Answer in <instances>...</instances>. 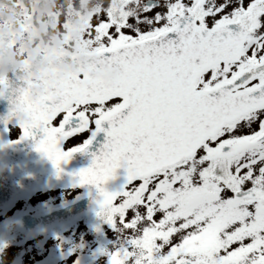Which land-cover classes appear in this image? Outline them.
<instances>
[{
    "label": "snow or ice",
    "instance_id": "6c2138e0",
    "mask_svg": "<svg viewBox=\"0 0 264 264\" xmlns=\"http://www.w3.org/2000/svg\"><path fill=\"white\" fill-rule=\"evenodd\" d=\"M91 42L92 71L16 131L58 173L105 133L76 176L121 241L109 264H264V0H106Z\"/></svg>",
    "mask_w": 264,
    "mask_h": 264
},
{
    "label": "flooded vegetation",
    "instance_id": "af4514ba",
    "mask_svg": "<svg viewBox=\"0 0 264 264\" xmlns=\"http://www.w3.org/2000/svg\"><path fill=\"white\" fill-rule=\"evenodd\" d=\"M39 0H37L36 9H31V13H36L39 7ZM52 11V9H51ZM97 10H85L83 17H77L73 23V29L76 28L71 40L62 41L61 37L51 36L49 41L45 40L41 43L38 35L43 34V31L49 30L51 33H56L58 29V17L52 11L53 17L46 15V24L38 28H31L26 22L25 17L17 21L13 26L10 23L7 25H0V32L3 33L0 38V46L5 48L0 52V89L2 74L5 70L8 80H18L21 76L31 78L32 74L22 75V71L17 66H12V63L25 61L32 55L33 52H38L40 56H48L52 52L64 53L69 56H77L81 54H95L96 49L91 42V28L94 24L91 19L97 17ZM12 35V36H11ZM14 41L12 55L9 56V43ZM35 46L28 47L30 44ZM71 46L72 48H65L63 46ZM99 59L90 64L89 59L75 64H61L57 62L45 63L44 59L39 57L34 72L37 73V77L41 80L38 83V94L37 91L28 88L29 84L25 87L23 96L27 95L29 102L21 101V97L18 99V104L14 105V99L10 98L9 90L5 96V104L0 109V217L6 216L10 211L14 212L12 218V228L9 226L8 218H4L5 221H0V264H3L6 255L4 250L7 248L11 238L21 236L25 238L26 235L18 227V220L20 216H36L43 214L49 210L64 206L66 204L79 200L85 194V187L80 186L78 179H71L72 181L68 186H58L57 179L53 176H57V170L52 162L42 153L36 151V145L40 139L43 138L42 132H36L35 138H22L21 134H18L16 127L18 124H27L32 122L36 118V109L43 103L49 96H54L57 99V86H58V74L66 76L62 81V84L66 87L72 83V81L78 78L81 74L90 73L94 65ZM85 79L88 76L85 75ZM55 87V91L49 92V88ZM20 86H17L16 95L20 94ZM9 119L12 130L9 131V125H6L4 121ZM101 138H105V133H100ZM85 158L90 159L87 155ZM84 161V160H83ZM80 162L79 160H73L71 165L75 167V170L70 173L75 176L79 171L76 169L79 166L85 168L91 167L92 164L88 162ZM82 163V164H81ZM10 176H23L27 177L28 185L32 188L29 196L16 200L14 204L8 206L5 204L7 189V183ZM36 177H41L39 180ZM70 181V180H69ZM86 186V185H85ZM92 188V185H88ZM38 187V188H37ZM69 195L64 200H61L62 195ZM94 196H90V199ZM85 207L89 208L86 204ZM99 212V211H98ZM93 213L89 217L82 218L75 222L72 226L79 223L85 224L88 231H92L95 226L105 224L104 220L101 219L97 213ZM71 226V227H72ZM67 229V228H65ZM60 228L59 230H65ZM54 230L52 232H57ZM51 232V233H52ZM50 234V233H49ZM115 249V248H114ZM92 260V256L90 258Z\"/></svg>",
    "mask_w": 264,
    "mask_h": 264
},
{
    "label": "rangeland",
    "instance_id": "374dc122",
    "mask_svg": "<svg viewBox=\"0 0 264 264\" xmlns=\"http://www.w3.org/2000/svg\"><path fill=\"white\" fill-rule=\"evenodd\" d=\"M40 2V0H39ZM55 5L52 11L58 17V29L56 33L44 30L43 34L38 35L39 41H49L51 36L61 37L62 41L71 40L76 28L73 23L77 17H83L85 10H97V14L102 11L106 0H52ZM25 17L26 22L31 28H38L46 24V15L42 16L39 7L36 13H31L30 0H0V25H15L17 21ZM78 19V18H77ZM96 18L91 19L95 23ZM30 44L28 47H33ZM72 48L69 46H63ZM68 196L62 195L61 200ZM14 212L1 216L0 221L8 218L9 226L12 228ZM85 224H77L65 230H59L40 237L22 238L21 236L11 238L7 248L4 250L6 255L3 264H80L79 259L82 255L92 256L88 264H109V256L103 254L110 253L121 243L117 232L110 226L99 227L88 231ZM93 232V233H92Z\"/></svg>",
    "mask_w": 264,
    "mask_h": 264
},
{
    "label": "water",
    "instance_id": "95a60500",
    "mask_svg": "<svg viewBox=\"0 0 264 264\" xmlns=\"http://www.w3.org/2000/svg\"><path fill=\"white\" fill-rule=\"evenodd\" d=\"M36 0H32L31 5L33 9L36 5ZM52 18L53 15H50ZM12 36V35H11ZM2 36L0 35V38ZM13 44L14 41H10L9 43V56L12 55L13 50ZM5 50V48H2L0 46V52ZM39 57L43 58L45 63H50L51 61L53 63L57 62L58 65L61 64H75L83 61L84 59H89L90 64L96 62L99 59V56L97 53L95 54H83L79 56H69L66 54H58V53H51L48 56H40L38 52H33L32 55L24 62L21 63H12V66H17L20 68V70L23 72L22 75L32 74L31 78L21 76V78L18 80L9 79L6 76L5 70L2 74V88L0 91V109H2V105L5 104V96L7 93L6 91L9 90L10 98L14 99V105L18 104V99L23 95L24 91L27 90L25 88L28 84V88L34 91H37L36 94H38V83L41 82V80L37 77V73L34 72L36 64L38 62ZM66 78V76H62L60 73L58 74V95L57 100L62 101L64 99L65 93L68 91V87L62 84V81ZM17 86H20V94L14 96L16 93ZM55 91V87L49 88V92ZM15 93V94H14ZM105 138H101L100 134L97 136L96 140L93 142L92 146L88 149L87 152L84 153H75L72 158L67 161L66 163H63L61 165V168L63 169L62 172H57V176H53L57 179L58 184H69L72 180L71 179H78V177L75 175H71L73 170H75V167L71 165V162L73 160H79L80 162H88L92 164L93 162V153L99 154V151L102 147V145L106 142H104ZM87 155H89L91 158L87 159L85 158ZM82 164V163H81ZM55 170L56 167L54 168ZM83 169H86L82 165L77 168V171H81ZM38 180L41 177H36ZM7 189L5 191L6 194V202L5 204L8 206H11L16 200L24 198L29 196L32 188L27 184L28 178L23 176H10L7 178ZM70 180V181H69ZM126 180V172L123 168L118 169L116 178L113 180H110L104 187L109 192H115L120 189V187L125 183ZM85 187V195L81 197L77 202L73 203L69 206H63L62 208H58L52 211H49L43 215L39 216H27L23 215L19 218V228L21 231H23L27 235L36 236L41 234H46L50 232L53 229L60 228V227H67L70 226L73 222L76 220L84 217V216H90L97 210H100L99 208V201L102 200V197L97 190L95 186L90 188L88 185ZM94 196V198L90 199V196ZM88 205L89 208L85 207V205ZM88 256H83L81 261L85 262V259H87Z\"/></svg>",
    "mask_w": 264,
    "mask_h": 264
},
{
    "label": "clouds",
    "instance_id": "9594fccd",
    "mask_svg": "<svg viewBox=\"0 0 264 264\" xmlns=\"http://www.w3.org/2000/svg\"><path fill=\"white\" fill-rule=\"evenodd\" d=\"M69 2H71V0H69ZM54 6L55 5L52 3V0H40L39 9H40L41 15L42 16L52 15L53 13L51 9Z\"/></svg>",
    "mask_w": 264,
    "mask_h": 264
},
{
    "label": "trees",
    "instance_id": "16d2710c",
    "mask_svg": "<svg viewBox=\"0 0 264 264\" xmlns=\"http://www.w3.org/2000/svg\"><path fill=\"white\" fill-rule=\"evenodd\" d=\"M96 229H98V226H95Z\"/></svg>",
    "mask_w": 264,
    "mask_h": 264
}]
</instances>
